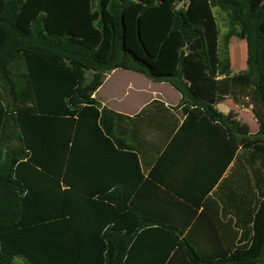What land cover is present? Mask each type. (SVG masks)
I'll use <instances>...</instances> for the list:
<instances>
[{"label": "trees", "instance_id": "16d2710c", "mask_svg": "<svg viewBox=\"0 0 264 264\" xmlns=\"http://www.w3.org/2000/svg\"><path fill=\"white\" fill-rule=\"evenodd\" d=\"M179 2L0 0V264H264V196L244 240L226 245L76 181L93 169L82 141L114 140L120 116L93 95L117 69L169 84L179 105L218 123L228 162L240 149L264 166V0ZM213 8L228 16L224 43L246 44L241 74L219 60ZM220 87L250 100L255 134L217 111Z\"/></svg>", "mask_w": 264, "mask_h": 264}, {"label": "crops", "instance_id": "0c3cea01", "mask_svg": "<svg viewBox=\"0 0 264 264\" xmlns=\"http://www.w3.org/2000/svg\"><path fill=\"white\" fill-rule=\"evenodd\" d=\"M93 97L120 116L113 135L122 144L82 141L83 147L93 145V169L78 171L80 188L95 196L124 195L128 210L147 219L155 212L159 222L186 226L193 230L192 241L231 245L241 236L244 240L247 219L264 196L259 159L239 149L228 162L222 127L179 105L180 94L167 83L117 69ZM216 109L241 128L232 110L220 104ZM251 110L239 113L248 114L249 134H255L258 122ZM247 162H253L254 171Z\"/></svg>", "mask_w": 264, "mask_h": 264}, {"label": "rangeland", "instance_id": "374dc122", "mask_svg": "<svg viewBox=\"0 0 264 264\" xmlns=\"http://www.w3.org/2000/svg\"><path fill=\"white\" fill-rule=\"evenodd\" d=\"M185 0H181L178 3L177 8L184 5ZM213 15L218 26V56L221 64H227L229 67L230 76L238 75L247 70L246 67V44L244 40L238 36L232 37L228 43H224V38L229 31V20L225 12L218 8H213ZM239 32V30H237ZM91 72L86 73L87 81L90 80ZM228 87L225 89L218 88L217 95L220 97V108L225 110H232V115H235L239 119L238 124L242 131L249 132V119L248 114H240L239 112H245L244 110H251L250 100L245 96H232L227 92ZM227 92V93H226ZM14 264H21V259L16 258Z\"/></svg>", "mask_w": 264, "mask_h": 264}]
</instances>
